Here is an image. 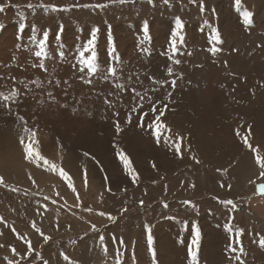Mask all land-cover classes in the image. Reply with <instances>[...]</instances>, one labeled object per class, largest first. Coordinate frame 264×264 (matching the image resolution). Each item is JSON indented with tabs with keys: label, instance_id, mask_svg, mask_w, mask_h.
<instances>
[{
	"label": "rangeland",
	"instance_id": "374dc122",
	"mask_svg": "<svg viewBox=\"0 0 264 264\" xmlns=\"http://www.w3.org/2000/svg\"><path fill=\"white\" fill-rule=\"evenodd\" d=\"M105 2L0 0L12 5L0 13V92L10 95L16 89L20 93L10 111L0 101V175L7 185H0V216L16 229L13 232L0 224V244L4 245L0 264H5V256L20 264H43L34 256L27 262L12 257L11 247L21 255L27 248L17 233L31 240L49 264H68L60 253L74 264H116L121 238L124 264H154L147 245L148 228L155 264H192L188 250L195 226L201 233L199 264H239L235 256L244 264H264V196L257 195L256 186L249 183L264 180L257 179L253 154L233 131L252 125V144L259 145L264 155V0H241L240 8L234 0H203V12L201 0H168L167 4L129 0L95 10L76 7ZM28 3L34 9L27 8ZM41 3L71 10L45 13ZM245 10L251 13V25L243 22ZM177 17L184 25V39L178 42L174 57L180 60L178 65L170 59L169 43ZM21 22L27 25L23 33H19ZM94 29H99L95 41L99 71L89 76L86 69L79 70L78 51ZM44 31L49 33L47 56L36 57L39 49L30 38L38 41ZM214 31L223 41L214 45L219 49L215 53L210 51ZM41 59L47 71L33 67ZM110 66L117 74L105 80ZM152 78L164 83L154 84ZM88 79L91 84L85 82ZM172 79L177 80L175 89ZM117 83L125 90L115 88ZM131 88L147 93L144 100L134 97ZM148 97L160 102L158 107L168 105L162 120L172 131L165 135L186 137L182 159L138 127L137 113L130 124L126 122L139 103H143L139 111L149 113L145 123L155 119ZM18 116L36 131L41 155L70 174L79 202L58 174L24 159L19 137L25 125ZM116 121L123 129L119 135ZM113 145L130 156L140 176L138 184L130 182ZM217 169L228 171L222 174ZM105 176L111 192L106 190ZM227 200L237 208L219 202ZM89 208L91 212L85 210ZM124 208L127 211L122 212ZM100 212L110 213L116 221ZM33 222L51 237L47 244L33 229ZM100 235L108 245L107 255ZM230 246L237 251L231 252Z\"/></svg>",
	"mask_w": 264,
	"mask_h": 264
},
{
	"label": "snow or ice",
	"instance_id": "6c2138e0",
	"mask_svg": "<svg viewBox=\"0 0 264 264\" xmlns=\"http://www.w3.org/2000/svg\"><path fill=\"white\" fill-rule=\"evenodd\" d=\"M129 2V0H106L105 3H97V4H83V5H76V7H83V8H91L93 10L95 9H103L108 7L110 4L113 3H120V4H124ZM153 0H148V3H152ZM191 2L195 3V0H191ZM164 3L167 4L168 0H164ZM234 5L237 8H240L241 6V0H234ZM8 6H12L10 4H0V13H2L6 7ZM18 7V6H16ZM27 8L29 9H34V5L32 3H28L26 5ZM39 7L41 9H43L45 11V13H47L48 11H52V12H59V11H70L71 8L70 7H57L56 5H45L43 3H41L39 5ZM200 7V11L203 12L204 11V5H203V0H201V3L199 5ZM20 20L24 21L26 19V17L24 16V14L21 12L20 14ZM242 17H243V22L245 25H251L252 20H251V13L247 10L242 12ZM27 27V25L23 22H21L19 24V33H23L24 29ZM184 25L181 22L180 18L177 17L176 19V24H175V30L171 33V38H170V48H171V53L172 56L170 57V59H173V63L175 64H179L180 60L178 59H174L175 55L177 54V52L179 51L178 49V42L182 43L183 42V35H182V29H183ZM3 28V25L0 24V29ZM33 30H35V27L33 26ZM99 31V29H94L93 32L91 33V38L86 42V44L78 51V63L79 65H81L80 67V71L83 73L85 71V69L87 70V74L89 76L95 74L97 71H99V65L97 63V54L95 52V41H96V33ZM144 34L145 36H147L148 34V28L147 25L145 24L144 27ZM48 31H44L43 32V38L39 39L38 41L36 40L35 36L31 37L30 39H32L33 43L37 44L38 47V51L35 52V56L36 57H46L47 56V51H46V44H47V40H48ZM20 37L18 36V39ZM60 38V34H57V39L59 40ZM109 39L111 40V37H109ZM211 44L213 45L210 48V51L215 53L217 51H219V49L217 47H215V44L218 43H222L223 41L221 40V37L219 36L218 33H216L215 31L213 32L212 36H211ZM260 46V45H258ZM86 53H90V55L86 56ZM63 55V53H61V56ZM225 65H227V62L225 61ZM39 67L44 71H47L45 64L43 62V59H41L39 65H33V67ZM75 67V65H74ZM168 75L172 76L173 75V69L171 67L168 68L167 70ZM117 74V70L115 67H109L107 69V75L105 76V80L108 79L109 76L111 77H115ZM180 78H182V74H180ZM14 79V78H13ZM81 79L83 80L84 77L82 76ZM153 83L154 84H163V81H157L154 78H152ZM86 83L91 84L92 81L91 79H88L85 81ZM59 83V81H57V84ZM67 83V82H65ZM171 87L173 89H175L176 84H177V80L176 79H172L170 81ZM115 88L120 89V90H125V86L123 84H115L114 85ZM130 91L133 93L134 97H139L140 101H143L145 98V95H147V93H145L144 95H141V93L139 91H137L135 88H131ZM20 95V93L16 90V89H12L11 90V94L10 95H4L2 92H0V101H3V107L8 108L9 111L11 110V104L16 102V98ZM49 95H51V93H49ZM169 98H171L172 93L169 92ZM148 101L150 104V111L152 113V115L155 117L154 120H152L151 123H145V117H147L149 115L148 112H142L139 111L140 109L143 108V103H139L137 106L133 107L131 109V111L129 112L128 115V119H127V123H131L132 122V114L133 113H137L138 114V127L145 129L146 131L150 132V134L153 136L155 142L157 143V145H160L162 142L163 144L167 145L169 150L174 151V154L178 157V158H183V152H184V141L186 139L185 136H183L182 134H175L173 135H165L166 133H171V128L163 122L162 118L164 117L166 111L168 110V105L164 104L162 107H158V104L160 102H152L151 97H148ZM105 103H110L107 99L105 100ZM116 115H118V113H116ZM20 121H22L25 125V127L23 128V135H21L19 137V143L20 146L22 148L23 154H24V159L30 163L35 165L37 168L40 167H44L45 171L48 172H52L55 174H58L60 176V178L66 183L67 187L75 194V199L77 202L80 201V196L79 193L74 185V181L72 179V177L70 176V174L65 171L61 166L51 162L50 160H48L47 158H45L43 155H41L39 149H38V144L39 141L37 140V134L36 131H33L31 128H29L27 126V121L24 119L23 116H18L17 117ZM244 128L243 125L237 127L236 129H234V135L237 136L241 143L243 144V146L248 149L252 154H253V158L255 160L256 165L259 168V174L257 179L259 180H264V155L261 154V148L259 145L253 146L252 144V135H253V131H252V125H247L246 128H244V131L242 132L241 129ZM115 129L117 132V135H119V133L121 131H123V129L120 127L119 121H116L115 123ZM25 136H27V142L25 141ZM113 147L116 149V156L117 159L119 160V162L121 163L123 170L125 171L126 175L129 177V180L132 184H138L139 180H140V176L139 173L137 172V170L135 169L130 156L124 152V150L122 148L119 147V145H113ZM189 147V151H190V146ZM85 156H89V153L85 152L84 153ZM94 158V157H93ZM193 159L195 160L196 157L193 156ZM197 163H199V160H196ZM151 166L155 169L156 168V164L155 162H152ZM218 172L226 173L228 170L227 169H217ZM29 179L31 180L32 177L29 174ZM105 184H106V190L111 192V188L107 187V185L109 184V177L105 176ZM33 183H35V181H33ZM153 183H156L155 181H153ZM249 183L253 184L256 186L257 188V195L260 196H264V183H256V180H250ZM0 185H3L5 187H7V185L5 184V178L0 175ZM84 185L85 188H87L88 186V178H87V172L85 170V174H84ZM225 185L223 183H221V187H224ZM167 187V186H165ZM194 187V185H193ZM229 189L231 188V185H228ZM124 191H126V189H123ZM12 191H17V189L13 188ZM114 194V193H113ZM146 194V193H145ZM45 199H48L47 197H45ZM221 204H224L225 206H231V208L233 210H235L237 208V205L234 201L232 200H227V201H219ZM53 203H55V201H53ZM185 204H191L190 201H185ZM139 204L141 207L144 206V201L141 199L139 201ZM77 206H79V203H77ZM163 206L165 208L168 207V205L166 203L163 204ZM86 211L91 212V209H85ZM123 211H127V208L122 209ZM100 216H106L107 219L115 222L116 221V217L112 216L110 213H104V212H100L98 213ZM0 224H3L4 227L6 228H11V231L16 232V229L14 227H11L10 225L7 224V222L4 220V218L2 216H0ZM59 226V225H58ZM32 227L35 230L36 233H39L42 237H43V241L45 244H47L50 240L51 237L45 235L41 228L38 227L35 222L32 223ZM92 229L95 231H99L98 229H96L95 225H92ZM228 231H231V226L229 225L227 227ZM148 231V235H147V245H148V250L152 255L154 264H155V249L153 247V237L151 236V230L150 228L147 229ZM193 232L194 235L192 236L191 239V243L189 245V250H188V255L191 259L192 264H199L198 262V245H199V241L201 239V233L200 230L198 228V226H195L193 228ZM3 233H0V235H2ZM242 234V231L238 233V235ZM17 237L18 239L24 240V243L27 245V248L25 250V252L23 253V255H21V253H19L17 251V249L15 247H11V254L12 257H17L20 256L21 259H24L26 262L29 260V258L31 257H35L36 259H39L43 262V264H49L48 260H45L43 258V256L41 255V253L39 251H37L31 240L26 239L23 235L17 233ZM99 241L100 244L103 246V251L104 254L107 255L108 254V245L104 242L105 238L103 235L99 236ZM112 242L113 244L117 243V239L115 237V235L112 236ZM264 243V242H262ZM119 245L120 248L116 249V264H124V261L122 259L123 256V252L120 250L121 248L124 247V242L123 239L121 238L119 240ZM4 245L0 244V248H3ZM41 247H43V245H41ZM241 252H243V248L239 249ZM230 251L235 253L237 251V249L235 247H231L230 246ZM61 256H63V259L65 261L68 262V264H74L73 261L70 260V258L65 255L64 253H60ZM5 264H20V261L14 258H9L8 256H5L4 258ZM235 259L237 261H239V264H244V261L241 260L240 256H235Z\"/></svg>",
	"mask_w": 264,
	"mask_h": 264
}]
</instances>
